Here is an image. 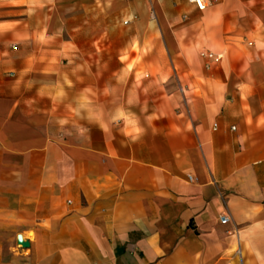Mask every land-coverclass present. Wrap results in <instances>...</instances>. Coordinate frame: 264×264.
Here are the masks:
<instances>
[{"label":"crops","instance_id":"1","mask_svg":"<svg viewBox=\"0 0 264 264\" xmlns=\"http://www.w3.org/2000/svg\"><path fill=\"white\" fill-rule=\"evenodd\" d=\"M206 3L0 0V264H264V0Z\"/></svg>","mask_w":264,"mask_h":264},{"label":"built area","instance_id":"2","mask_svg":"<svg viewBox=\"0 0 264 264\" xmlns=\"http://www.w3.org/2000/svg\"><path fill=\"white\" fill-rule=\"evenodd\" d=\"M190 3H192L198 10H204L207 6L206 0H188ZM213 128H216V125H214ZM188 179L191 180V176L188 175ZM219 220L221 223H225L227 221V216L222 214L219 216Z\"/></svg>","mask_w":264,"mask_h":264}]
</instances>
